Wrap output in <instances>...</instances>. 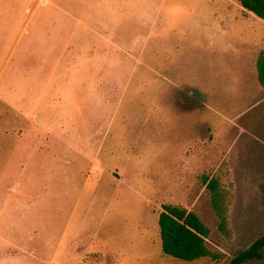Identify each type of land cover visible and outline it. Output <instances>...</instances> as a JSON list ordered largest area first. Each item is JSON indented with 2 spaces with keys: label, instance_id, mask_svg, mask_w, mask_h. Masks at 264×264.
Listing matches in <instances>:
<instances>
[{
  "label": "rangeland",
  "instance_id": "rangeland-1",
  "mask_svg": "<svg viewBox=\"0 0 264 264\" xmlns=\"http://www.w3.org/2000/svg\"><path fill=\"white\" fill-rule=\"evenodd\" d=\"M262 50L239 0H0V264H231L264 234ZM165 204L217 260L163 253Z\"/></svg>",
  "mask_w": 264,
  "mask_h": 264
},
{
  "label": "trees",
  "instance_id": "trees-1",
  "mask_svg": "<svg viewBox=\"0 0 264 264\" xmlns=\"http://www.w3.org/2000/svg\"><path fill=\"white\" fill-rule=\"evenodd\" d=\"M242 7L264 20V0H239ZM258 80L264 87V50L257 60ZM203 183L210 191L212 207L219 218V229L230 236L228 212L232 201L231 184L219 172L205 173ZM159 231L163 253L176 259L193 262L202 258L217 260L207 246L211 230L200 216L186 208L165 204L159 215ZM264 259V234L249 248L240 251L231 264H245Z\"/></svg>",
  "mask_w": 264,
  "mask_h": 264
}]
</instances>
